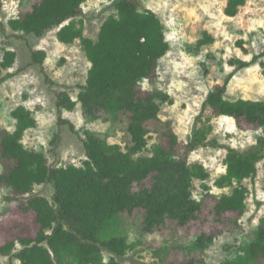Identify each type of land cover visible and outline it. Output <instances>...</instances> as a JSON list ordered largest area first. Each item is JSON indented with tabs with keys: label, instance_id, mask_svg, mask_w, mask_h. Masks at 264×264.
Returning <instances> with one entry per match:
<instances>
[{
	"label": "trees",
	"instance_id": "1",
	"mask_svg": "<svg viewBox=\"0 0 264 264\" xmlns=\"http://www.w3.org/2000/svg\"><path fill=\"white\" fill-rule=\"evenodd\" d=\"M86 1L41 0L32 11L11 19L7 26L0 21V50L3 51L0 86L15 76L11 72L2 74L15 66L18 57L14 50L3 46L2 37L7 36V28L35 37L58 29L57 38L61 43L70 45L80 40L91 64L77 101L67 92L58 94L59 126H67L72 133L80 134L61 115L62 110L73 111L80 103L84 113L93 120L102 113L114 121L122 115L128 116L127 131L131 139L130 146L124 150L84 130L87 159L83 165L52 166L45 153L29 150L23 144L25 133L37 126L32 111L23 105L12 111L15 130L0 131V154L2 159L14 162V166L0 174V184L11 189L13 197L9 200L17 202L22 212L35 213L38 224L35 237L18 238L0 246V255L14 257L20 264H124L132 246L123 234L120 218L137 210L144 211L146 233L154 232L168 220L180 227L188 226L202 211V202L193 195L194 181L207 180L209 173L202 165H190L187 156L206 145L227 151L226 172L215 185L232 191L217 200L216 215L243 214L249 197V189L243 183L256 178L258 164L264 158V101L227 99L232 75L223 85L208 92L203 111L261 127L263 134L255 145L245 151L222 147L209 139L212 126L199 116L183 157L175 153L178 147L175 135L169 136L170 149L157 144L151 156L143 155L148 147L149 123L158 121L162 106L172 102L168 93L142 94L138 90L141 83L152 77L159 61L169 51L164 25L154 11H141L138 0H114L112 7L116 14L103 22L94 40L84 36L86 14L82 6ZM245 2L228 0L225 14L235 17ZM212 41L206 33L201 43ZM30 57L31 65L43 68L47 53L31 49ZM262 57L264 53L251 61L235 59L231 63L244 69ZM148 180L151 184L145 186ZM36 186H50L52 197L35 194ZM214 241V236L203 233L187 246L173 247L190 255L184 264H197L191 255L204 252ZM168 250L161 247L157 254ZM223 264H264V219L250 243Z\"/></svg>",
	"mask_w": 264,
	"mask_h": 264
},
{
	"label": "rangeland",
	"instance_id": "2",
	"mask_svg": "<svg viewBox=\"0 0 264 264\" xmlns=\"http://www.w3.org/2000/svg\"><path fill=\"white\" fill-rule=\"evenodd\" d=\"M40 1L0 0V21L7 26L11 19L32 11ZM113 1L87 0L83 4L85 37L97 39L103 22L116 14ZM138 1L141 11L150 9L161 19L169 44V51L159 61L152 77L141 83L138 90L142 94L165 92L172 98L171 103L162 106L159 120L149 123L148 147L143 155L151 156L157 144L170 149L169 136L175 135L178 141L175 153L183 157L199 116L212 126L210 140H216L222 147L240 151L250 149L263 134L261 127L229 116H214L210 110L203 111V104L208 92L223 85L230 75L227 99L264 101V57L244 69L231 63L235 59L251 61L264 53V0H246L235 17L225 14L228 0ZM57 33L58 29H54L43 37H35L7 28V36L2 37L3 46L14 50L18 57L15 66L2 74L11 72L15 76L0 86V131L15 130L16 122L11 113L23 105L37 120V126L25 133L23 144L29 150L45 153L52 166L83 165L87 159L84 130L127 150L131 139L126 115L114 121L102 113L93 120L78 103L73 111L62 110L61 115L72 122L80 134L72 133L67 126H59L58 94L67 92L77 101L86 85L91 64L80 40L63 44ZM206 33L213 41L202 44ZM31 49L47 53L43 68L31 65ZM2 58L0 50V62ZM57 137L58 142L54 143ZM226 156V149L210 145L199 147L187 156L190 165H202L209 173L207 180L194 181L193 195L202 202V211L188 226L180 227L168 220L154 232L146 233L143 230L144 211L121 216L123 234L132 246L124 264H184L190 255L174 247L187 246L203 233L214 236L215 241L204 252L191 255L197 264H223L250 243L264 219V158L258 164L256 178L243 183L249 189L245 212L219 217L215 212L217 200L232 191L215 185L226 172ZM13 166L14 162L2 159L0 154V174ZM150 184L151 180L144 183L145 186ZM34 193L50 199L53 189L36 186ZM10 197H13L11 189L0 184V246L18 238H33L38 231L35 213L22 212ZM161 247L169 250L157 254ZM105 257L109 255L105 253ZM0 264L20 262L14 257L0 255Z\"/></svg>",
	"mask_w": 264,
	"mask_h": 264
}]
</instances>
